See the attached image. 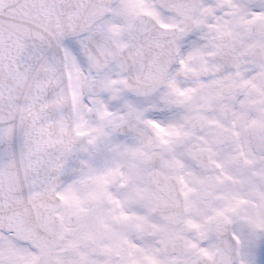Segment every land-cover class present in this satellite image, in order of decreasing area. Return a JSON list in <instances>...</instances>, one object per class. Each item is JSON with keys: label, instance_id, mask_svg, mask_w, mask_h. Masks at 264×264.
<instances>
[{"label": "snow or ice", "instance_id": "6c2138e0", "mask_svg": "<svg viewBox=\"0 0 264 264\" xmlns=\"http://www.w3.org/2000/svg\"><path fill=\"white\" fill-rule=\"evenodd\" d=\"M0 264H264V0H0Z\"/></svg>", "mask_w": 264, "mask_h": 264}]
</instances>
